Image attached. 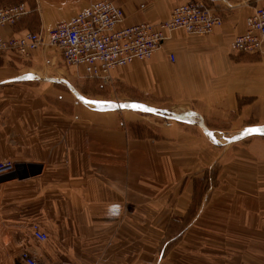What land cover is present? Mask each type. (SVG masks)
Listing matches in <instances>:
<instances>
[{
	"label": "crops",
	"instance_id": "crops-1",
	"mask_svg": "<svg viewBox=\"0 0 264 264\" xmlns=\"http://www.w3.org/2000/svg\"><path fill=\"white\" fill-rule=\"evenodd\" d=\"M29 1L37 5L42 26L52 28L100 0ZM108 1L122 8L124 25H134L163 22L190 0ZM204 1L221 14L222 25L204 36L173 31L151 58L110 74L122 86V98L131 101L125 104L179 113H166L169 120L155 132L160 140L134 138L120 127L114 109L78 100L72 91L83 70L60 68L53 48L27 59L0 55V150L17 164V179L0 177V264H21L22 250L38 264H171L157 252L168 241L179 244L183 222L190 224L180 253L186 264H195V236L208 241L216 231L222 239L233 236L236 264H264V133H235L264 128V45L256 55L230 50L246 17L255 6L264 9V0ZM15 30L5 33L26 32ZM205 127L230 128L232 135L212 148ZM212 166L219 181L204 203L219 210L218 220L207 207L195 216L188 212L194 178ZM229 185L238 196L234 215L221 213L231 207L224 189ZM246 185L249 199L239 195ZM29 218L40 223L46 242L31 238ZM230 261L222 258L221 264Z\"/></svg>",
	"mask_w": 264,
	"mask_h": 264
},
{
	"label": "built area",
	"instance_id": "built-area-1",
	"mask_svg": "<svg viewBox=\"0 0 264 264\" xmlns=\"http://www.w3.org/2000/svg\"><path fill=\"white\" fill-rule=\"evenodd\" d=\"M89 7L90 10L84 16L73 17L69 26L61 24L60 28L45 33L26 31L23 33L25 38H12L6 35L5 30L11 29L17 21L26 16L28 7L24 3L0 7V53L8 52L28 58L33 50L44 49L45 44L48 45L49 32V35L54 37L53 42L49 41V45L61 48L60 57L68 67H71L70 64H83L89 68L95 63H102L107 71L114 66H125L134 60L149 58L164 42L160 35L146 36V33L151 31L148 25H124V12L118 5L97 2ZM180 7L171 11L174 25L166 21L162 23L164 27H183L204 36L221 25L220 18L198 2L189 1ZM253 12L257 16L264 15V9L260 7ZM259 32L264 33V21L261 22L250 15L245 23L244 33L232 39L231 48L252 54L260 51L264 37H259ZM87 74L86 77L98 78L104 82L109 79H104L101 73ZM10 163L0 164V177L13 171L14 163ZM32 238L38 242H46L48 236L36 229L32 230ZM21 262L38 264L28 252L22 254Z\"/></svg>",
	"mask_w": 264,
	"mask_h": 264
},
{
	"label": "rangeland",
	"instance_id": "rangeland-1",
	"mask_svg": "<svg viewBox=\"0 0 264 264\" xmlns=\"http://www.w3.org/2000/svg\"><path fill=\"white\" fill-rule=\"evenodd\" d=\"M190 1L191 2H198L204 8H206V10H210L211 12H213L217 17L220 18L221 25H222V23H223L222 16L220 13H218L216 11V8L214 9V6L208 5L204 0H190ZM20 3H24L25 5L27 4L29 6V10H28V14L26 16H24L23 18H21L19 21H17V23L13 26L16 28L15 34H19V33L24 32V31L45 33L46 31H48V29L51 28V26L50 27H43L42 26V24L40 22V13L36 7L37 5L33 4L32 1H29V0H1L0 6H6V5L9 6V5H15V4H20ZM253 9H257V7L255 6ZM162 44H161V46H162ZM230 50L233 53L241 54V55H256V54L261 53V50L254 53V54L248 53V52L236 51V50L234 51L231 48V45H230ZM0 55H9V54H8V52H5V53H0ZM12 55H14V54H12ZM17 57L21 58V59H27V58H22L21 56H17ZM169 58H170V61H173L172 60L173 56L170 55ZM62 59L63 58L61 57V60ZM62 62H63V60H62ZM58 66L60 68H64V70H68V68H69L64 62H63V64L62 63L58 64ZM76 75H77V73H76ZM39 77H41V76H39ZM57 78H61L65 81L69 82L65 77H62V76L58 77L57 76ZM75 83H76V86L75 87L73 85L72 86L74 88H76L77 92L80 95H78L76 91H72L73 93H76V95L78 97L77 98L72 92L71 93L78 100H81L80 98L83 97L84 100H88V101H101V102L110 101L111 106H109V104H107V103H99L97 105L98 106L101 105L102 107H105V108H107V106H109L110 107L109 109H114L115 114H117V116H119L120 127L124 131H126V132L128 131L127 133H130V135L133 136L134 138H141V139L145 138V139L158 140L162 136L161 135L159 136V134L155 133V132H160V130L164 128V127H162L163 123L168 121L170 118L167 116L166 113L171 112V113H175V114L179 115V113H177V111H174L172 109H168V108H166V109L162 108L161 109V107H156V106H152V105H148V104H144L146 106V108H151L155 112L152 111V113H149V112L142 110V109L137 110L135 112H132V111L126 110L125 109L126 107H119V105H123L126 102H131V101L130 100H124L122 98L124 96L123 88L116 81V79H111L109 81L104 82L98 78H89V77L82 76L79 79H77ZM72 94H71V96L74 99ZM84 100H81V101L84 102ZM140 101H142V100H140ZM155 103L157 105H160L159 104L160 102H155ZM87 105L95 106V104H93V103H87ZM159 109H161V110H159ZM177 122L179 123L180 121H177ZM200 125H203V123H201ZM203 127H204V125H203ZM224 129H226V128H224ZM243 129H246V128H243ZM243 129L241 128L240 131H237L235 133L236 134L241 133L243 131ZM203 130L206 131V135L212 136V134H213L212 137L211 136L208 137V140H209V138L211 139V141L209 140L210 141L209 143L212 146V148L213 147H216V148L223 147V144L219 143V140H220L219 138H222V137H219V136L227 135L226 139H228V137L230 135H232V134H230V128H228V130H226L225 132L220 131L221 130L220 128L209 131L205 127ZM0 140H1V138H0ZM4 152H6L5 149L0 150V164H9L10 162H12V164L14 163V166H16L17 165L16 161H15L16 157H14L8 153H6V155H5ZM215 159L217 160V157H215ZM217 169H218L217 166L216 167L212 166L210 170L205 171V175H202L201 178L200 177L194 178L195 197H194L193 203L190 205V208L188 209V212H190V215L193 214L195 216L198 212H200L203 209L202 207H207L205 210L210 211L211 219L218 220L219 210L216 207L213 208L214 205L212 203L208 204L207 206L205 204L206 202L204 203V197H206V193H208V190L212 191L213 188L217 187L216 185L219 181L218 177H216ZM17 170L18 169H16V172H19ZM213 170H215V171H213ZM21 173L23 175L24 171L22 172V170H21ZM5 175H7L6 177H8V179L9 178H11V180L17 179V178H14L15 167H14L12 172L5 174ZM224 189H225L226 193L230 194L232 201L230 202L231 207H228L229 210L222 209L221 213H223V214L227 213L228 215L229 214L234 215V212H236L238 210V207L235 208V204L237 202L238 196H236L234 199L235 190H234L233 186L229 185V187L227 186ZM239 195H243L246 199H249V197H250V186L249 185L244 186V189L242 191H239ZM240 198L238 200V205L242 209V208H245L247 203H246V201L244 203H241ZM203 203H204V206H203ZM30 218H29V220H30ZM31 219H33V218H31ZM173 220H177V219H173ZM189 222H190V220H189ZM28 224H29L28 225L29 233H30V236L32 238V230H36V229L41 230L40 223L37 222L36 220H30ZM189 225L186 222L180 223V226H181L180 230H182V227H183V230H182V235H181V239H180L179 244L176 245L177 247L174 246L176 248L173 249L174 247H171V242L168 241L167 245L163 246L162 251L157 252L158 259H161V258L165 259V260H167L166 262H170L171 264H177V263L186 264L185 257L180 255V253L182 252L183 249L186 250V246L183 245L182 243H183V239L186 236V233L188 232ZM21 237L22 236L20 235L19 238H21ZM177 237H179V235ZM197 237H199L200 239H198ZM203 237L204 236H202V235L201 236L200 235L195 236V244L197 246L195 253H194L195 264H221L222 258H232L233 261H230V263L228 262L227 264H236L237 259H236V256L234 255L235 250H233L235 248L231 244V241H232L231 238L233 236L227 234L225 236V239H226L225 240V239H222V236H220L218 234V232L216 231L215 233H211L210 237H208L210 240H208V241L204 240ZM184 242H185V239H184ZM203 245H205V246H203ZM206 246H208V247L206 248ZM219 247H221L220 251L218 250ZM204 250H205V252H204ZM25 252H27V251L26 250L19 251L18 259H19V262L21 264H23V262H21V257H22V254ZM217 253H222L223 256L226 255V257L220 258L219 254H217ZM183 254H186V252L184 251Z\"/></svg>",
	"mask_w": 264,
	"mask_h": 264
},
{
	"label": "bare ground",
	"instance_id": "bare-ground-1",
	"mask_svg": "<svg viewBox=\"0 0 264 264\" xmlns=\"http://www.w3.org/2000/svg\"><path fill=\"white\" fill-rule=\"evenodd\" d=\"M97 2H106V3H109V4H112V5H114V6H117L116 4H114L113 2H111V1H108V0H100V1H96V2H93L92 4H94V3H97ZM91 5V4H90ZM89 5V6H90ZM184 5V4H183ZM26 6L28 7V9H29V6L26 4ZM0 7H2V6H0ZM178 7H180V5L179 6H176V7H174V9L175 8H178ZM182 7H180V9H181ZM90 10V7H88V8H86L85 10H82V11H80V12H78V13H75V14H73L67 21H64V22H60V23H58V24H56L54 27H52L50 30H54V29H57V28H60L61 27V24H65V25H70V23H71V19L73 18V17H82V16H84L85 15V13L86 12H88ZM173 10V9H172ZM171 10V11H172ZM173 12V11H172ZM172 12H170V14H169V17L165 20V21H163V22H160V23H158V24H151V23H149V22H145V21H143V22H139V23H137V24H139L140 26H142V27H144L145 25H148L150 28H151V31L150 32H148V33H146V36H148V37H155V36H157V35H160V36H162L163 37V41H165L166 39H167V34H170L171 32H173V31H176V30H181V31H184V32H186V33H194V32H190V31H188L187 29H185V28H183V27H178V26H173V27H164V25L162 24V23H164V22H166L167 21V23H169V24H173L174 25V21H173V19H172ZM250 15H252V16H254L256 19H258V20H260L261 22H263L264 21V15L263 16H257L256 14H254V12L252 13V14H250ZM250 15L249 16H247L246 17V19H245V23H246V21H247V19L250 17ZM135 25V24H134ZM50 30H48V31H50ZM245 31V30H244ZM244 33V32H243ZM242 33V34H243ZM198 34V33H197ZM19 35H23V33L22 34H19ZM17 38V37H22V38H25V35H23V36H18V35H15V36H12V38ZM259 37H264V33H261V32H259ZM48 39H47V42H48V45L47 44H45V47L44 48H46V47H51V48H53V49H55L56 51H57V53L59 54V53H61V48H59V47H54V46H51V45H49V41H51V42H53V40H54V37H53V35H49V32H48V37H47ZM235 38V37H234ZM262 44L264 45V40H263V42H262ZM263 45H260V49L262 50V46ZM37 50H40V49H37ZM37 50H33L32 52H34V51H37ZM157 51V50H156ZM155 51V52H156ZM31 52V53H32ZM155 52H153V54L155 53ZM153 54L149 57V58H151L152 56H153ZM31 55V54H30ZM60 55V54H59ZM149 58H145V59H142V61H144V60H147V59H149ZM135 61V60H134ZM137 61H140V60H136V62ZM71 65V67H69V68H79V69H82L83 70V73H84V76L86 75H88L87 73H101L102 74V77L104 78V79H108V81L109 80H111V78H110V74H111V72L113 71V70H115V69H117V68H121V67H124V66H122V65H118V66H114L113 68H109V69H107V71H105L106 69L103 67V64L102 63H95V64H93V65H91L89 68H87L85 65H83V64H81V65H76V64H70ZM126 66V65H125ZM85 76V77H86ZM150 112V111H149ZM219 137H222V136H219ZM232 139L231 140H237L238 139V135H233L232 137H231Z\"/></svg>",
	"mask_w": 264,
	"mask_h": 264
},
{
	"label": "snow or ice",
	"instance_id": "snow-or-ice-1",
	"mask_svg": "<svg viewBox=\"0 0 264 264\" xmlns=\"http://www.w3.org/2000/svg\"><path fill=\"white\" fill-rule=\"evenodd\" d=\"M81 100H84L83 97L80 98ZM85 103H93V104H99V103H107L109 104V106H111V102L110 101H88V100H84ZM119 107H130V108H139L145 111H154L153 109H149L146 108L144 105L141 104H125V105H119ZM256 132H260V133H264V128H246L243 130V134H249V133H256Z\"/></svg>",
	"mask_w": 264,
	"mask_h": 264
},
{
	"label": "water",
	"instance_id": "water-1",
	"mask_svg": "<svg viewBox=\"0 0 264 264\" xmlns=\"http://www.w3.org/2000/svg\"><path fill=\"white\" fill-rule=\"evenodd\" d=\"M130 104V103H129ZM96 106H98L97 104H95ZM98 107H102L101 105H99Z\"/></svg>",
	"mask_w": 264,
	"mask_h": 264
}]
</instances>
